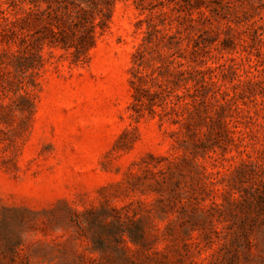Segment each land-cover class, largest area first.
<instances>
[{
  "label": "rangeland",
  "instance_id": "obj_1",
  "mask_svg": "<svg viewBox=\"0 0 264 264\" xmlns=\"http://www.w3.org/2000/svg\"><path fill=\"white\" fill-rule=\"evenodd\" d=\"M5 49L0 264H264V0H118L82 61Z\"/></svg>",
  "mask_w": 264,
  "mask_h": 264
},
{
  "label": "trees",
  "instance_id": "obj_2",
  "mask_svg": "<svg viewBox=\"0 0 264 264\" xmlns=\"http://www.w3.org/2000/svg\"><path fill=\"white\" fill-rule=\"evenodd\" d=\"M118 0H0V37L23 69H37L48 59L69 57L72 63L85 59L108 27Z\"/></svg>",
  "mask_w": 264,
  "mask_h": 264
}]
</instances>
